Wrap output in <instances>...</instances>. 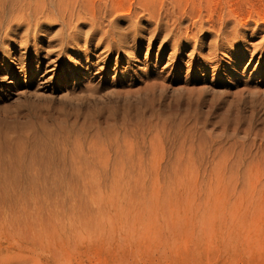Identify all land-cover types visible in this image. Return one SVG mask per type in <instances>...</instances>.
<instances>
[{
  "label": "rangeland",
  "instance_id": "1",
  "mask_svg": "<svg viewBox=\"0 0 264 264\" xmlns=\"http://www.w3.org/2000/svg\"><path fill=\"white\" fill-rule=\"evenodd\" d=\"M106 1L105 66L0 54V264H264V0Z\"/></svg>",
  "mask_w": 264,
  "mask_h": 264
},
{
  "label": "bare ground",
  "instance_id": "2",
  "mask_svg": "<svg viewBox=\"0 0 264 264\" xmlns=\"http://www.w3.org/2000/svg\"><path fill=\"white\" fill-rule=\"evenodd\" d=\"M102 1H103V3H101ZM112 2H109V5H108L109 11L112 10V9L110 10V6H111V8H114L112 6L114 3L112 4ZM243 2L245 3L244 0H243ZM243 2H241V3L238 2V4H241L238 6H242ZM261 2H263V1H261ZM149 5H151V4H149ZM149 5H148V7H149ZM142 6H144V4L143 5L140 4V8ZM174 6L176 7V9H174V10L171 9L172 10L171 14H172V19H174V21H176L177 23L181 22L180 20H182L184 18H190L191 19L193 17V19H195L194 17H196V20H194V21H191L189 19L191 22L189 23V25H186L184 27L183 31L179 28V26L176 27V30L173 29V30L177 31L174 36L172 34V37L174 40H176V38L178 40L182 37L184 39L183 41L188 42L190 38L195 37L194 29L196 31L198 30V32L204 34L205 30H204V19L202 21V13H203L202 9H200L199 7L197 9L195 7V9H197V10L190 12V10H186V8L183 7L184 9L181 8L182 10L180 11V9L178 10V7H179L178 4H175ZM148 7L147 6L145 7L146 10H150L152 8V7H150V8H148ZM106 8H107V1L106 0H97V2H94V0H0V34L1 35L3 34L2 36H0V54L3 55V59H2L3 64L6 62L7 58L10 57L8 55V49L7 48L9 46H14L16 44H18L19 48H18L17 52L14 51L15 54H13V58L15 60L17 59L18 64L21 65V62H22V59H21L22 55L18 54V53H21L20 52L21 50L23 51V53H25L26 58H28L32 52L35 53V56H38L39 55L38 50L41 48V46H40L41 44H39V43H41V41H39V40H41V39L38 40L37 38H35V36L39 33L40 34H45V33L47 34L48 32L51 31L52 26L57 23V24H60L62 32H61V34L59 33L56 38L54 37L55 38L54 41L51 42V40H50V42H47L48 49L46 50V55L44 57L51 56L52 54H55L56 58H54V59L56 61V60H59L60 55L65 53V52L66 53L69 52L70 54L74 53V54H77L78 56H80V54H78V53H80L81 51H85V53L89 52V51H94L93 54L91 55L92 58L91 59L89 58L88 60L85 61L86 64H88V65L90 64L89 67H87L86 72H90V70L96 68V66L99 65V61H95V62L91 63V60L93 59L94 56H96V57L99 56V54H95L97 50H102L106 53V56H107V57H105L106 59L102 63V65L105 66L107 63H109L113 53L116 52L117 56L119 55V53H120L119 50H121L120 49L121 45H124L122 43H120V44L117 43L118 40L115 42L116 37H115V35H112V33H111V35H112L111 40H113V42H108L105 39H103L104 37H106L107 34L109 35V31H110L109 28L103 29V27H101L102 24H103V26H105L104 23L102 22L103 21L102 17H104L105 15H102V14H103V10H105ZM235 8H237V7H235ZM135 9H134L133 15L137 13V10L135 12ZM230 9H232V7ZM100 10H102V13L100 12ZM106 10H105V14L108 13V10L107 11ZM130 10H129V12H130ZM138 10H139V8H138ZM141 10H142V8H141ZM129 12L125 13L126 16H124V17L126 18L125 20H128L132 24L131 26H133L134 24H136L135 21H138L137 19H139V18H136V20L132 23V21H130V19L132 18V16H131L132 13L130 14ZM140 12H142V11H139V13ZM231 12H232V14L237 13L236 11L233 12V10ZM193 13H195V14H193ZM108 15H112V14L108 13ZM234 15H233V17H234ZM117 16L118 15H116V18H113V19H117ZM109 17L110 16H108V18ZM118 17H121V16H118ZM104 18L106 19L107 17H104ZM100 19H101V21H99ZM107 19L105 20L106 22H108ZM119 19L120 18H118L117 20H119ZM123 19H121V20H123ZM132 19H134V17ZM260 19H262L260 22L264 26V17L260 18ZM114 21H116V20H114ZM182 21H184V20H182ZM112 22H113V20H112ZM112 22H110V23H112ZM100 23H101V25H100ZM222 23H224V21ZM81 24L87 25V29L85 31H83V32H85L84 37H86L85 39H83V43L85 46V48L82 46L84 48L83 50H80L81 46L79 47V45H81L80 44V42H81L80 37L82 34L81 33L82 29L79 28V26ZM220 24H221V22H220ZM107 25H109V24H107ZM107 25H106V27H107ZM255 25H256V27L261 26V25L258 26V24H255ZM115 26H116V24H115ZM127 26H128L127 28L130 27L129 24H127ZM115 29H116V27H115ZM206 29L210 32L214 29V26H212V25L208 26ZM99 31L102 32L103 37L99 36L100 38H98L96 43H94V40H95L94 38L97 35H99L98 34V33H100ZM112 32H115V31L113 30ZM124 32H126V31H124ZM123 33L121 34L120 37H118L119 39L124 37L125 36L124 34H126L127 32L124 34ZM179 33H180V35H178ZM111 35H109L108 37H110ZM122 35H124V36H122ZM118 36H119V34H118ZM132 36H133V38H136V33H134ZM125 38H126V36H125ZM31 39L33 40L32 46H30L31 45L30 44ZM119 42H120V40H119ZM177 43L179 44L181 42L179 41ZM51 45H53V46H51ZM179 46L181 47V45H179ZM31 47H32V49H30ZM53 51H56V52H53ZM120 56L121 55H119V58H120ZM44 57H42V58H44ZM51 61L53 63L55 62L53 60H51ZM58 62H60V61H58ZM19 67H21V66L15 65L14 67L11 66L9 68H5V67L2 68L1 67L0 72H2V70L5 71L4 76L1 79H6L9 83L10 82L14 83L16 78H17V75H16L18 73L17 68H19ZM56 67H57V64H55L54 67H52V68H48V70H52ZM0 108H1V106H0ZM8 112L7 113L4 112V113L8 114ZM10 114H11V112H10ZM6 117H8V116L6 115ZM14 138H16V137H14ZM16 139H18V138H16ZM16 139H14V140H16ZM1 144H2V142H1ZM7 144H9V143H7ZM5 148H6V146H5ZM5 148H4V150H5ZM9 152H11V150ZM12 153L14 154V152H12ZM5 157H6V155H5Z\"/></svg>",
  "mask_w": 264,
  "mask_h": 264
}]
</instances>
